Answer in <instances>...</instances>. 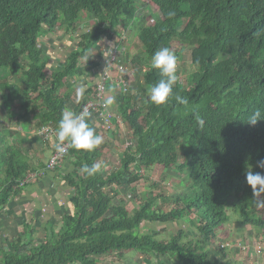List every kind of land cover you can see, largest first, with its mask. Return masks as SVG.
Masks as SVG:
<instances>
[{
	"label": "trees",
	"instance_id": "trees-1",
	"mask_svg": "<svg viewBox=\"0 0 264 264\" xmlns=\"http://www.w3.org/2000/svg\"><path fill=\"white\" fill-rule=\"evenodd\" d=\"M148 1L158 8L157 15L150 10L141 15L147 1L0 0V128L10 127L0 137V221L10 218L9 203L30 184L20 182L29 174L47 172L48 162L32 159L34 143L25 142L22 135L32 130L29 120H39L34 132L43 125L58 130L74 82L86 70L91 74L92 52L103 39L118 47L121 38L134 31L142 49L133 61L146 69L137 80L149 93L161 79L160 70L151 65L160 48L171 49L176 42V55L189 49L192 66L185 82L178 79L174 86L177 95L189 99L187 105L175 99L157 105L139 95L135 84L131 93L118 97L117 113L133 144L124 150L117 169L88 176L81 166L98 163L107 152L105 143L91 152L69 146L65 156L69 170L59 167L45 175L57 173L65 181L71 189L67 198L71 209L50 219L42 235L36 230L37 219H23L13 238H0V264H99L100 258H123L133 255L131 251L141 258L165 257L172 264H236L214 258L206 249L231 222L226 205L231 204L242 225L264 229V219L256 213L261 193L254 196L245 176L249 167L264 174L258 166L264 160V120L255 126L247 123L256 109L264 114V0ZM169 10L176 12L172 19L167 18ZM87 18H93L94 27L76 37V46L59 69L49 71L48 48L39 39L57 28L73 35ZM14 78H20V84ZM85 84L76 113L93 87ZM16 102L19 111L11 113ZM197 113L203 125L196 120ZM14 121L21 131L11 125ZM89 123L100 133L97 120L90 118ZM156 165L185 173L188 191L173 199L149 195L132 211L123 200L113 202L117 197L113 187H131L141 180L136 169ZM191 213L196 219L189 221L186 216ZM178 221L197 225L200 239L187 240L183 230L160 239L159 230L145 225Z\"/></svg>",
	"mask_w": 264,
	"mask_h": 264
},
{
	"label": "rangeland",
	"instance_id": "rangeland-1",
	"mask_svg": "<svg viewBox=\"0 0 264 264\" xmlns=\"http://www.w3.org/2000/svg\"><path fill=\"white\" fill-rule=\"evenodd\" d=\"M136 2H142L147 1L148 2V8H143L139 12H141V15H146L147 12L150 10V14H158V8L148 0H135ZM85 20V19H84ZM86 22L81 24H77V31L74 33V37H70V34H65L60 28H57L54 32L48 34L45 37H41L39 39L40 43H43L48 48L46 57L48 58V70L54 71L55 69H59L66 59V56L68 53L74 49L76 43L74 40H76V35H81L84 32H87L91 30L94 27V20L93 18H87L85 20ZM147 23H152V21H148ZM128 36L125 35V37L122 38V42H120L119 46L117 47V51L119 53V60L120 61L117 64L122 66L121 72L126 75V77H129L131 83L136 85V91L139 95H143L147 100H149L150 93L148 90H146V87H144V84L139 82L137 79L141 77L140 72H145V68H139V66L133 61L134 55L136 53H140L142 49V45L135 35L134 31L131 30L128 33ZM71 35V36H73ZM50 41V42H49ZM78 42V39L76 40ZM42 45V44H41ZM177 48V43L173 42L171 45V50ZM100 50V49H99ZM179 55V56H178ZM179 63L177 66V74L179 77V80L181 82H185V80L188 78V75L192 71V66L189 63L190 59V50H182L178 54ZM98 58V57H97ZM88 60V58H87ZM87 62V61H86ZM86 65V63L81 64ZM101 69H104L102 67ZM88 74V75H87ZM80 80H78L75 83V91L72 93V98L70 101V104L68 105L69 109L74 111V108L76 107L77 100H81V96L77 95V86L81 84V82L86 86L85 83H94L93 81L96 80V77L93 76V74L89 73V70H86V73L83 72L80 75ZM14 82L16 84H20V78L15 79ZM135 87V86H134ZM68 88V87H67ZM67 88H61L60 93H63L67 90ZM66 89V90H65ZM86 91V90H85ZM133 90H130L129 93H131ZM128 93V94H129ZM116 94V93H115ZM127 94V95H128ZM117 95V94H116ZM111 97H116L114 94H112ZM116 103V102H115ZM114 103V104H115ZM117 113V104L114 109ZM19 111V104L18 102L14 103L12 106V112L11 113H18ZM114 111V112H115ZM120 116V114H118ZM97 116L100 117V113L97 114ZM121 117V116H120ZM122 119V117H121ZM11 123L13 127L16 126V131H21L20 127L15 123ZM39 120L32 117L29 120V127L30 132L26 135L27 143H30L31 140L37 139L39 136H35L34 131L37 127ZM8 125H5V129L0 128V137H3L8 131ZM54 128V127H53ZM125 130L123 131V129ZM55 129V128H54ZM57 132V130L55 129ZM104 137V143L106 145L107 152L103 153V156L100 158L99 162L101 164V169L105 171L106 174L110 173L111 171L117 169L120 164V159L122 158L124 150L131 146L133 143L131 142L130 132L128 130V127H126L125 121L122 119V125L117 129V132L111 133V134H104L100 131L99 133ZM25 139V140H26ZM29 139V140H28ZM34 145L32 146V154H36L40 151L44 153V156L47 158L46 155H48V149L44 150V147H40L35 141H33ZM39 150V151H37ZM36 151V153H35ZM44 157V161H45ZM50 159V158H49ZM38 160V158H37ZM182 159H179V162L181 163ZM135 169V167H134ZM138 172V175L141 176V180H139L137 183L133 184L131 187L128 186H118L113 187L115 192L117 193V197L114 199V203H117L119 200H123L125 202L126 208L128 211H132L133 209L138 208L144 200L150 198L149 195H157L158 197H167L171 199L175 198L177 195L184 194L188 191V179L183 172H179L177 168L172 167L169 169H164L161 166H154L148 169H136ZM41 179V178H39ZM39 179L33 181L29 185L38 182ZM24 180V179H23ZM111 189V187H110ZM107 192H109V189H107ZM260 199H264V193H261ZM157 201V200H156ZM170 203H172L170 201ZM160 205V203H159ZM169 208L171 206H168ZM168 207H164L165 210H168ZM231 204L226 205V214L230 217L231 222L225 224L220 233L218 234L217 238L212 240L211 242L207 243L206 249L210 254L213 255L214 258H218L219 260L223 257L224 260L227 262H233L236 264H264V229H257L256 227L250 226V225H242L239 220H237L236 216L233 215V211L231 209ZM68 207L64 208V210L68 211ZM32 209H25L24 207H21L20 210L17 213H20L18 216V219L16 221V224L19 225L22 223L23 219L28 220L29 215L31 213ZM63 210V211H64ZM34 212V211H33ZM32 212V215H33ZM257 215L264 219V207L258 206L256 210ZM60 215V214H59ZM234 216V217H232ZM11 217V216H10ZM188 220L190 219L195 220L196 215L194 213H191L190 215L186 216ZM185 217V218H186ZM41 220V218H39ZM192 220V221H193ZM189 221H178L173 222L169 224H157V223H146L148 227H151V229L159 230V236L160 239H168L170 233H176L179 230L184 231L185 237H187V240H194L197 241L200 239V235L196 227L191 226ZM15 224V225H16ZM17 225L15 226V229L18 230ZM16 230H12V232H8L2 237H7L9 240L10 238H13L15 236ZM37 243V242H36ZM241 247H249V252L251 254L246 253V249L243 250ZM257 247H260L261 253L255 254ZM133 255L127 254L123 258L119 256L109 255L103 258H100L99 264H172L173 261L170 262L169 259L165 257H160V260H153L151 258H141L140 255H135L133 253L134 251H131ZM129 252V253H131ZM220 254V255H219Z\"/></svg>",
	"mask_w": 264,
	"mask_h": 264
},
{
	"label": "clouds",
	"instance_id": "clouds-1",
	"mask_svg": "<svg viewBox=\"0 0 264 264\" xmlns=\"http://www.w3.org/2000/svg\"><path fill=\"white\" fill-rule=\"evenodd\" d=\"M167 18L175 17L176 12L169 10ZM106 51L105 53H109ZM179 63L178 56L168 47H162L151 58V65L155 69L160 70L161 79L157 84L152 86L150 90V101L163 105L171 99L183 105L190 103L188 98L181 97L174 92V86L178 82L177 66ZM119 86V85H118ZM86 86L81 83L77 86V95L83 96ZM115 102V97H110L106 100V105L110 106ZM91 113L87 108L76 113L70 109H64L61 119L58 122V130L56 132L57 143L55 145L57 152L65 153V142L68 146L76 150L93 151L99 148L104 143V137L97 133L96 129L89 123ZM196 120L200 125L204 124V119L197 113ZM264 120V114L260 109H256L249 117L248 124L255 126L258 121ZM258 166L264 168V160L258 162ZM100 163H94L91 166L84 164L81 166V171L88 176H92L101 170ZM246 182L253 189L254 196L264 193V174L253 173L251 168L246 171ZM257 206L264 207V199L256 201Z\"/></svg>",
	"mask_w": 264,
	"mask_h": 264
},
{
	"label": "built area",
	"instance_id": "built-area-1",
	"mask_svg": "<svg viewBox=\"0 0 264 264\" xmlns=\"http://www.w3.org/2000/svg\"><path fill=\"white\" fill-rule=\"evenodd\" d=\"M100 52L103 53L102 64L104 69L100 72L95 71L94 73H91L96 77V80L92 83L93 87H91V93L89 94V97H87L86 102L83 104L81 111L87 108V110L91 113V118L97 120L100 131L102 133L107 132L111 134L117 132V129L122 125V119L118 114L112 111L111 106L106 105L105 102L109 99L110 93V97L112 94L115 96L127 95L130 90H132L133 83L130 82L128 79L129 77H126V75L121 72L122 66L117 64V61L119 60L117 47H114L106 54H104V51L98 50V53ZM98 53L93 51L91 59L99 57ZM119 62L120 61H118V63ZM111 86L114 87L115 90L112 91L110 89ZM98 113H100V117L97 116ZM124 130L125 128L123 131ZM36 134L42 141L48 142L54 146L53 152L46 167L47 172L29 174L20 182L21 186L26 185L27 183H32L33 181L42 178L46 173L55 171L57 168L61 167L69 150V146L67 142H65V153L57 152L55 147L57 143L56 131L51 125H43L39 127ZM246 248L247 247H241L243 250ZM248 248L245 251L249 255L251 253ZM256 253H261L260 247H257L255 254Z\"/></svg>",
	"mask_w": 264,
	"mask_h": 264
},
{
	"label": "crops",
	"instance_id": "crops-1",
	"mask_svg": "<svg viewBox=\"0 0 264 264\" xmlns=\"http://www.w3.org/2000/svg\"><path fill=\"white\" fill-rule=\"evenodd\" d=\"M74 41L76 43V40ZM99 47L101 51H104V54H106L105 53L106 51H109L114 48L112 43L106 39L102 40V42L99 44ZM99 49H95L94 51L98 53ZM99 54H101L102 57ZM98 56H99L98 58L94 59L95 64L92 67L91 73L92 72L94 73L95 71L100 72L102 70L101 68L104 67L102 64L103 53L101 52L98 53ZM110 89L112 91L115 90L114 87L112 86L110 87ZM110 95H109V98H110ZM118 97L119 96L117 95L115 99L116 103L114 102L115 104L113 103L112 105H110L112 111H115L114 109L116 107ZM29 132H27V134H29ZM34 134L37 137L36 132H34ZM22 135L25 136V133L23 132ZM26 141L27 139L25 140V142ZM33 141H35L40 147H44V150H46V147H47L48 149V155H46L47 158L44 156V153L42 151L38 153H36L35 151L36 154L33 153L31 155L32 159L36 160L38 164L46 165L49 158L51 157L53 149L48 148V146L45 147L44 143L43 144L40 143L41 141L40 138L31 140L30 143H32ZM44 157H45V161H44ZM66 161L67 160L64 159L63 164L61 166L62 172L68 171L69 168L71 167L69 161H67L68 163ZM70 192H71V189L65 184V181L61 179L60 175L59 176L57 175V173L56 174L50 173L49 175H46L42 177L41 179H39L38 182L28 185L18 197H16L15 199H13V201L9 203V208L10 207L12 208V212L8 214L7 216L8 217L11 216V217L10 218L6 217L5 220L0 221V238H3L2 235L8 232H12V230L15 229V226L17 225L16 221L18 219V216L20 215V213H17V212L20 210L21 207H24L27 210L32 209L29 217L31 218V216H33V218L37 219L36 230L38 231L37 233L42 235L44 233L45 224H47L50 219L54 217H59V214L61 215L62 212L65 211L64 208L66 207L71 209V206L69 205V202L67 201V198L69 197ZM32 212H33V215H32ZM39 218H41V220H39ZM39 223H40V227H38Z\"/></svg>",
	"mask_w": 264,
	"mask_h": 264
}]
</instances>
